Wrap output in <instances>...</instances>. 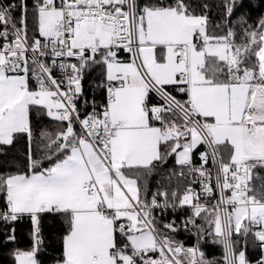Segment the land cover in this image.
I'll use <instances>...</instances> for the list:
<instances>
[{
	"label": "snow or ice",
	"instance_id": "1",
	"mask_svg": "<svg viewBox=\"0 0 264 264\" xmlns=\"http://www.w3.org/2000/svg\"><path fill=\"white\" fill-rule=\"evenodd\" d=\"M236 4L224 0L227 17ZM31 11L30 38L26 0L0 3V145L18 136L30 145L29 171L0 175L6 197L0 220L28 216L32 224L33 248L17 250L16 264H38L45 214L68 223L58 264H210L198 247L161 237L151 215L161 204L155 196L143 201L137 180L126 175L164 159L161 145L185 166L194 149L206 146L200 167L191 169L209 181L205 193L213 187L204 166L211 159L217 167L220 201L209 212L186 189L179 199L192 210L186 224L196 226L207 213L225 264H249L245 251H235L234 233L252 235L264 251V191L249 185L253 169H264V17L256 28L243 27L237 42L232 28L210 34L208 15L194 14L187 0H35ZM120 51L129 54L127 62ZM93 65L104 69L107 102L82 118L76 100L83 72ZM168 86H179L187 99L177 100ZM152 93L159 103H150ZM32 110L66 125L41 133L51 153L46 159L55 157L47 168L31 152ZM159 195L167 202V193ZM164 227L176 231L171 223ZM155 252L158 258L149 255Z\"/></svg>",
	"mask_w": 264,
	"mask_h": 264
},
{
	"label": "trees",
	"instance_id": "2",
	"mask_svg": "<svg viewBox=\"0 0 264 264\" xmlns=\"http://www.w3.org/2000/svg\"><path fill=\"white\" fill-rule=\"evenodd\" d=\"M8 1V0H6ZM17 4L21 3V0H16ZM31 0H26L30 2ZM191 5V10L194 14L201 15L207 14L209 17V32L213 35H224L228 28H232L237 32V42L239 41V35L243 27L252 26L256 28L259 21L264 17V0H237V4L234 9V13L231 17H227L224 10V0H187ZM207 4L208 7L204 8L203 5ZM29 9V36H33V20L32 9ZM22 15V9L16 8L13 11L15 19H19ZM246 19L247 23L243 24L241 17ZM18 21V20H17ZM120 59H129V54L125 51L119 52ZM104 69L100 66H90L83 72L82 95L78 98L76 105L83 117L92 107L101 111L105 104V91L102 88L104 84ZM35 79L30 80V87L35 88ZM179 86H168L167 90L177 97L179 100L184 101L186 95L179 93ZM157 101V98L150 94V102ZM31 126L33 131V137L31 141V152L33 158L40 161V168H47L55 162V157L52 160L46 159V156L51 155L44 148V144L47 142L42 139L41 133L48 132L55 134L62 130L66 125H61L59 122L47 117L42 111L37 112L32 110L30 113ZM77 131L79 128L75 125ZM29 140L27 136H18L12 145H0V175H10L18 172H28V155H29ZM169 148L161 145V154L164 159L160 161H154L149 169H133L129 171L133 177L137 178V185L140 189L141 199L146 202L151 190L157 185V179L165 173L170 171V168L175 164V154L167 155ZM225 159L227 155L225 154ZM256 177L253 180L257 187L258 192L264 191V169L256 168ZM128 172V171H127ZM259 177V178H257ZM6 209V197L0 193V211ZM204 228L199 231L202 250L205 249L208 253V257H218L221 255V243L215 242L218 238L214 236V229L206 222L202 225ZM14 229V232H13ZM68 223L62 216H54L45 214L41 218V239L43 243L39 246L37 252L38 264H52L58 262L62 258L63 252V236L67 233ZM179 232V231H178ZM180 234H170L172 238L181 240ZM15 236L14 240H9V236ZM213 240L211 243L207 239ZM236 247L235 250L240 251L242 249L243 240L246 241V252L251 264L257 260L261 253V249L258 246L252 235L244 237L242 235H236L234 237ZM32 237V224L28 216H23L15 222L7 223L0 220V264H16L14 254L17 250L27 251L33 248Z\"/></svg>",
	"mask_w": 264,
	"mask_h": 264
},
{
	"label": "built area",
	"instance_id": "3",
	"mask_svg": "<svg viewBox=\"0 0 264 264\" xmlns=\"http://www.w3.org/2000/svg\"><path fill=\"white\" fill-rule=\"evenodd\" d=\"M34 2H35V0H31L30 2H26L27 7L32 9ZM0 3H2V4H9V3L17 4V1L16 0H10L8 2H5V0H0ZM12 15H13V12H12ZM17 20H19V19H17ZM0 30H2V28H0ZM10 39H11V37H10ZM42 59H44L45 62L50 63L49 57H44ZM70 62L74 63L76 61L74 58H72ZM54 75L58 79L62 78L60 70L58 68L54 70ZM102 88L105 91V104H106L107 92H106V88L104 86H102ZM179 93H181V92H179ZM152 94L157 98V101H152L150 103H152V104L159 103L160 102L159 97L155 93H152ZM176 99L179 100L177 97H176ZM186 99H187V96H186ZM77 100H76V102H77ZM93 109H95L97 112H99V110L97 108L92 107L85 115H87L88 113H91L93 111ZM178 122H179V120H178ZM78 126H79V124H78ZM79 128H80V126H79ZM205 151H206V146L203 144L199 145L196 149H194L193 152L191 153V161H192L191 165L185 166V165H180V164L175 162L174 166L170 168V171L168 173L163 174L162 176H160L157 179V181H156L157 185L153 188V190H151V193H150L148 199L146 200V203L150 204L153 197L155 196L158 203L161 204V207L153 208L151 211V215L155 221V226L158 229L159 233L161 234V237L162 236H168L175 243L182 244L184 248L198 247L199 251L204 254V259L206 261H209L210 264H225V262H224V246L222 244H221V255L218 257H208L207 256L208 253H206L205 249L202 250V248H201V244H203V239L201 241V236L199 234V231H201L204 228L202 226L203 223H205V222L207 223V221L204 218L205 215H207V213H202L201 217H197L196 218V226H193L190 223L186 224L188 217H190L192 215V210H191L190 206L181 207L179 205V199L182 198L185 190L188 189L189 187H191V189L194 191V193L199 195L200 203L202 205H205L207 207V209L209 210V212H211L213 207L215 205H217L221 199L219 190L215 188V177L217 175V167H216V165H214L212 163L211 159H209L208 163L204 166L206 169L209 170V172L211 174V184L213 187V192L211 194L205 193L203 191L204 184L208 183L209 181L204 180V178L200 177L199 173L191 171L192 168H199L200 167V165L202 163V161L200 159V154L205 152ZM254 170L255 169H253V171L251 173V179L249 180V185H250V187H252L256 191L257 194H259L257 187L253 181L256 177ZM174 192L177 193V196L175 198H173V196H172V193H174ZM159 193H167L168 194L167 202L165 201V197L162 195H159ZM227 194L230 195V193H227ZM165 203H166V206H165ZM228 210L231 211V208L229 207ZM211 218L212 217L209 216V219H211ZM170 223L173 224V226L176 228L175 232H172L169 229L164 227L166 224H170ZM180 232L183 233L182 235L180 234L181 240H177L175 238H172L169 235V233L170 234H177V233L179 234ZM236 235L238 236L240 234L234 233L232 236L233 241H235L234 237H236ZM207 241H209V243H211L213 240H211L209 238V239H207ZM234 247H236V243H235ZM246 247H247V243L245 240H243L242 249L240 251H245L246 258L248 259ZM235 251L237 253L239 252L237 250H235ZM149 255H151L153 258H158L159 253L158 252L149 253ZM262 255H264V251L261 250L259 257L254 262V264H257V261H259L261 259ZM181 256L183 257V254H181ZM248 261H249V259H248ZM249 264H251L250 261H249Z\"/></svg>",
	"mask_w": 264,
	"mask_h": 264
},
{
	"label": "crops",
	"instance_id": "4",
	"mask_svg": "<svg viewBox=\"0 0 264 264\" xmlns=\"http://www.w3.org/2000/svg\"><path fill=\"white\" fill-rule=\"evenodd\" d=\"M129 59H124V61H128ZM181 101V100H180ZM77 126H78V124H76ZM78 128H79V126H78ZM175 156H176V154H175ZM154 162V161H153ZM126 175H128L129 177H131V178H134V179H136L137 180V178L136 177H133L132 176V174L128 171H126ZM37 258V257H36ZM52 264H58V262H56V263H52Z\"/></svg>",
	"mask_w": 264,
	"mask_h": 264
},
{
	"label": "rangeland",
	"instance_id": "5",
	"mask_svg": "<svg viewBox=\"0 0 264 264\" xmlns=\"http://www.w3.org/2000/svg\"><path fill=\"white\" fill-rule=\"evenodd\" d=\"M175 158H176V159H175V162H176V161H177V156H175ZM176 163H177V162H176ZM130 178H131V177H130Z\"/></svg>",
	"mask_w": 264,
	"mask_h": 264
},
{
	"label": "bare ground",
	"instance_id": "6",
	"mask_svg": "<svg viewBox=\"0 0 264 264\" xmlns=\"http://www.w3.org/2000/svg\"><path fill=\"white\" fill-rule=\"evenodd\" d=\"M8 1H10V0H8ZM8 1L5 0V2H8Z\"/></svg>",
	"mask_w": 264,
	"mask_h": 264
}]
</instances>
